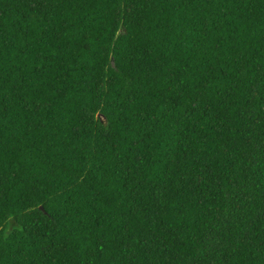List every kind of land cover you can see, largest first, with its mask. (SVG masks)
Here are the masks:
<instances>
[{
	"label": "trees",
	"instance_id": "1",
	"mask_svg": "<svg viewBox=\"0 0 264 264\" xmlns=\"http://www.w3.org/2000/svg\"><path fill=\"white\" fill-rule=\"evenodd\" d=\"M213 260L264 264V0H0V264Z\"/></svg>",
	"mask_w": 264,
	"mask_h": 264
},
{
	"label": "snow or ice",
	"instance_id": "2",
	"mask_svg": "<svg viewBox=\"0 0 264 264\" xmlns=\"http://www.w3.org/2000/svg\"><path fill=\"white\" fill-rule=\"evenodd\" d=\"M46 2H47V0H33L34 6H36V7H39L41 4H44ZM198 103H199L198 101H194V106L198 105ZM100 118H101L102 122L106 120V117H104L103 114H100ZM211 240H212L213 244L216 243L214 237L211 238ZM214 251H215V249L210 248V254H212ZM194 264H199V262H194ZM211 264H216L215 260H213L211 262Z\"/></svg>",
	"mask_w": 264,
	"mask_h": 264
}]
</instances>
